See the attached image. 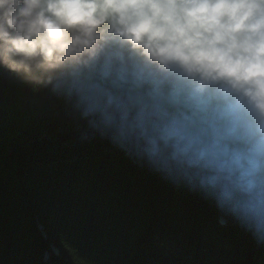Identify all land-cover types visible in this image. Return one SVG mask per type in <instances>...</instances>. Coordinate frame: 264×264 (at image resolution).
<instances>
[{"label": "clouds", "instance_id": "1", "mask_svg": "<svg viewBox=\"0 0 264 264\" xmlns=\"http://www.w3.org/2000/svg\"><path fill=\"white\" fill-rule=\"evenodd\" d=\"M0 69L264 243V0H0Z\"/></svg>", "mask_w": 264, "mask_h": 264}, {"label": "trees", "instance_id": "2", "mask_svg": "<svg viewBox=\"0 0 264 264\" xmlns=\"http://www.w3.org/2000/svg\"><path fill=\"white\" fill-rule=\"evenodd\" d=\"M0 69V264H264V243Z\"/></svg>", "mask_w": 264, "mask_h": 264}, {"label": "snow or ice", "instance_id": "3", "mask_svg": "<svg viewBox=\"0 0 264 264\" xmlns=\"http://www.w3.org/2000/svg\"><path fill=\"white\" fill-rule=\"evenodd\" d=\"M110 144V143H109ZM111 145V147H113V148H115V149H117L116 147H114L112 144H110ZM118 151H120L119 149H117ZM121 152V151H120Z\"/></svg>", "mask_w": 264, "mask_h": 264}]
</instances>
